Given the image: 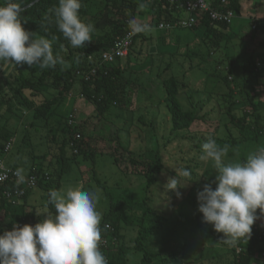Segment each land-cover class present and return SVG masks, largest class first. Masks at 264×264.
<instances>
[{
	"label": "rangeland",
	"instance_id": "rangeland-1",
	"mask_svg": "<svg viewBox=\"0 0 264 264\" xmlns=\"http://www.w3.org/2000/svg\"><path fill=\"white\" fill-rule=\"evenodd\" d=\"M105 5H107L106 0H95L86 13L79 16L82 22L93 25L91 42L94 40V35L109 32L100 15ZM160 9L157 3L147 1L136 10L133 22L146 28L150 25V28L144 31L147 40H138L133 53L130 52L127 57L130 60L123 59L119 64L122 77L127 80L124 108H112L104 116L98 115L93 101L88 100L81 93L79 79L76 80L71 93L59 104L50 122L51 125H55L51 130L39 129L37 133L29 126L32 113L23 107H20L21 111L14 108L8 112L5 111V106H1L0 125L3 127L6 125L15 138L11 151L7 154L3 153L1 159L7 166L12 167L15 164L19 168L21 166L22 172H25L27 169L24 168L23 157L29 152H36L39 157L35 163L43 165L45 171L61 170L64 166L65 172L60 182V189L57 191L66 194L69 188L79 187L94 192L98 197L96 210L101 214V221L111 201L128 202L135 224L133 226L121 224L119 240L116 242L128 248L127 264H142L143 253L135 250V240L140 230L136 223L142 219L143 201L146 197L151 212L143 224L150 228L154 225L157 228L146 240L147 248L158 253L154 264H234L230 247L221 244L207 227L204 228L203 214L198 210L197 193L203 191L205 184H210L212 188L217 187L214 183L216 170L213 161H202L201 155H197L198 152L194 149L202 146L196 141L198 137L202 139L216 134L218 137L216 143L219 146V141L226 140L229 133L240 136L238 129L233 125L228 124L225 127L228 118L222 113L226 105L220 93L214 95L205 93L207 90L217 92L221 88L220 85L225 88V85L219 84L218 77L209 74L218 71L217 67L220 66L218 61L224 62L223 64L227 62L226 57L233 53L230 46L232 44L237 46V39L225 38V44L230 41L232 44L229 43L225 47L222 43L217 46L219 48L213 47V54H210L207 45L203 42L201 28H174L161 31L157 27V15ZM115 11L117 12L115 19L122 20L120 8H116ZM123 14L124 17L127 16ZM237 26L238 20L230 30L236 34H244ZM252 27L246 22L245 32L250 31ZM252 35H256L259 39L262 37V32ZM40 37L42 36L35 35L33 38ZM52 49L54 55L62 54L64 57L68 55L67 51H54L53 43ZM240 53V48L237 46L235 54L239 59H241ZM8 67V64L0 66V83L3 90H9L13 95L8 82H13V77L12 74L8 77ZM33 67L43 70L39 64L31 67L26 64L23 67L18 66L27 78L36 80L31 72ZM167 67L169 69L165 70ZM219 74L224 77L228 72L223 69ZM171 76L184 84L179 94L182 108L198 109L202 116L207 115L206 121L197 122L188 131H172L170 113L165 101L166 92L162 85L163 80ZM55 94L56 92L51 88L45 89L39 98H34L26 92L35 105L41 104L46 99H52ZM72 112L75 114L74 127L81 132L79 140L95 155V169L101 185L93 178L94 165L91 159L84 160L82 156H78L76 161L71 160L75 154L71 146L72 142L69 141V134L58 129L59 123L64 121L63 118H67ZM237 113L240 118L250 112L238 110ZM20 115L23 118H20ZM218 128V133L214 132ZM250 137L251 134H245V140H240L238 148L232 149L233 151L229 149L232 154L235 153V157L225 156L223 162L225 164L245 162L251 152L260 148L259 145L264 146V139L254 142L250 141ZM64 141L70 146L65 148V157L70 158L68 165L60 159L59 148ZM158 158L162 160L164 170L157 175V184L146 192V177L138 171L143 170L149 161ZM192 159L197 160L199 165L194 177L195 184L177 177L182 184H187L175 191L166 190L168 178H175L171 176L173 170L181 168L182 163L188 164L186 162L188 160L189 165L193 164ZM51 180H55V177ZM50 190L54 189L34 188L28 199L29 210L38 213L47 208L50 212V205L47 203ZM193 198L196 201H193ZM50 213L55 215V212ZM42 220L43 217L38 216L36 223ZM258 224L259 221L253 224L252 232L257 229ZM186 242L188 243L186 253L177 259L173 257L172 254H178ZM255 264H259L257 260Z\"/></svg>",
	"mask_w": 264,
	"mask_h": 264
},
{
	"label": "trees",
	"instance_id": "trees-1",
	"mask_svg": "<svg viewBox=\"0 0 264 264\" xmlns=\"http://www.w3.org/2000/svg\"><path fill=\"white\" fill-rule=\"evenodd\" d=\"M94 1L95 0H79L82 7L79 10L78 15H84L87 9H89L93 5ZM147 1H153L154 3H157L161 8L157 15L158 24L161 22L173 23L180 18L185 19L188 17L184 10H182V6L191 0H106L107 5H105V8L100 11V15L102 20L106 23L109 32L102 35H94V40L91 43L79 48H73L71 46L70 41L66 39L63 36L62 32L58 29L55 14L53 12H49V9H53L58 6L59 0L1 1L0 6H6L9 2L21 4V6L25 9L20 17L23 27L27 31L33 32L34 37L35 35H40L52 41L54 51H67L68 55L66 57H64L62 54L60 56L63 57V59L69 64V66L65 68L62 65L57 64L54 68H47L43 70H38L37 68L33 67L31 69V72H33L32 76H34L36 80H31L27 78L21 72L22 70L19 69L18 66L14 63H5L4 61L0 62V66H2L3 64H8V77H10L11 74L13 77V82L8 81L11 85V90H13V95L9 92V90H3V86L0 83V107L5 106V111L8 112L12 111L14 108L21 111L20 107H23L30 113H32V121L29 126H31L35 130V132L38 133L39 129L51 130L55 125H51L50 122L53 116L56 114V110L59 107V104H61L63 99L71 93L76 80L79 79L81 83V93L88 100L93 101L98 115L104 116L112 108H124L125 98L127 96V80L122 77V70L119 67V64L122 63L123 59H118L113 63H106L102 60V56L104 53L114 47V44L118 37H122V35H124L129 30L128 22L136 24L133 22L136 10L141 6V4H143V2ZM220 1L221 0H213L214 7L222 10H232L236 14L240 11L239 0H227L228 8L220 6ZM31 4L32 6L29 7V5ZM118 7L121 10L123 21L121 20V18L115 19L117 15L115 9ZM123 13L127 14V16L124 17ZM46 16L50 17V20H46ZM196 18L197 23L192 27V29H198L200 27L205 28L202 34V39L203 42L207 45L209 53H211L213 47H217L225 42V32L233 23L231 25H227L223 23L213 22L210 18V15H204L202 13H198L196 15ZM42 22L44 24V27H41ZM148 28H150V25H148L147 28L145 27V30H148ZM262 28L264 30V27ZM144 31L134 37L130 52L133 53V49L136 46L138 40H147L148 37H146ZM224 46L227 45L224 43ZM130 52L129 54H131ZM127 57L124 59L130 60V58ZM117 62L118 64H116ZM242 67L244 71L242 86L247 87L256 84L258 82V73L256 72L258 66L256 65V62L251 59L250 61L245 62ZM92 69H95L96 73L91 72ZM168 69L169 67L165 68V70ZM230 71L231 70L228 68V74L224 77L219 74L220 70L214 71L212 76L218 77L221 82H219V84L225 85V88L220 85L222 97L224 98L222 99V101L224 105H226L225 108L222 109V113L223 115H227L228 118V123L225 125V127H227L228 124L233 125L234 128L238 129L240 135L234 136L232 133H229L226 140H218L220 142L219 146L223 147L224 145H228L229 149L234 150L238 148L240 140H245V134H250L253 132L254 141H258L260 137L264 135V124L261 123L263 119L262 115H257L255 113L256 108L254 109V112H252L251 116L244 115L240 118H237L232 114L234 102L230 99H232L233 92L236 91L237 84H235V80L230 79ZM162 85L166 92L165 101L167 109L170 113L172 131H188L197 122L206 121L207 115L202 116L200 114V110H184L182 108L179 100V94L181 93L184 84L181 83L177 78L173 76L166 78L163 80ZM49 88L53 89L56 94L52 99H46L41 104L35 105L33 101L30 100L26 95L27 92L31 94L32 97L39 98L40 96H42L44 90ZM207 104L208 102L206 101V105ZM70 114H73V112ZM20 118L23 117L20 115ZM68 118L69 116L67 118H63V123H59V127H57L59 130L67 132L69 134V141L74 144L73 148L78 150V152L75 153L72 149L75 155H73L71 160L76 161L78 156H82L84 160L91 159L94 165L93 178L94 180H96L97 184L101 185L95 169V155L94 153L88 151L87 147L82 144L81 140L77 139V136L81 135V132L78 131L79 129H76L74 125H69ZM62 125L63 127H61ZM218 130L219 128L214 132L218 133ZM216 136L217 135L215 134L202 139L198 137L196 138V141L199 143L198 145H203L205 142H207L208 139H213L216 141L218 139V137ZM189 139L193 140L194 138ZM12 140H14L15 142V138L10 133L6 125H4V127L3 125H0V162L2 160V154L6 153L5 147L7 143ZM67 147L70 146L66 141H64L62 146H60L59 148L61 152L60 159L64 163H66V165H68V160L70 159L65 157V148ZM231 150L228 151L226 157H235V153L232 154L233 150ZM194 151L198 152L197 155H202V146L200 148L194 149ZM25 157H23L22 160L24 162V168L27 170H25V172L23 173H26L28 176L30 174L37 175V187L43 189L53 188L54 190L60 189V182L62 180L63 172H65L64 166L61 170L45 171L43 165H36L35 163L37 158L39 157L38 155H36V152H29ZM186 162H188V164L183 165L182 163L181 168L190 171L191 178L181 179L190 181V183H194L195 173L199 168L198 161L192 159L193 164L190 163V165L189 160ZM12 167L16 168L17 170L21 169V166L19 168V166L16 164ZM163 170L164 164L162 163V160L158 158L155 161H149L145 165V168L143 170L138 171L146 177V192H149L150 189L157 184V175H160ZM45 174L49 175L50 180H46L44 178ZM171 176L176 177V172L174 170L173 173H171ZM52 177H55V180H51ZM215 189L216 187L212 188V190ZM33 190L34 189L29 190L21 199V201L17 202V204H12L10 201L1 197L0 191V211L4 210V213L6 215H10V220L7 223L8 231H11L13 225H16L23 218H31L35 222L37 221L38 216L36 215V211L28 209V199L31 196ZM192 200L196 201L195 198H193ZM147 202L148 197L144 198L143 201L144 211L142 219L141 221H138L136 223L137 226L140 227V230L135 240V250L143 253L142 264H154L153 262L155 258L158 257V253L150 251L147 248L146 240L154 234V231L157 228H155L156 226L154 225L150 228L143 224L144 220L151 212L148 209ZM50 212H55V208L53 205H50ZM256 215L258 217V210L256 212ZM258 221L259 220L257 219L256 222ZM121 224H124L126 226H133L135 224L134 217L131 213V206L128 202L125 201H111L109 209L104 213L100 224L101 241L103 239H107L110 243V246L107 249L100 248L102 254L107 259V264H127L128 262V248L125 245H118L116 243L119 240L118 237ZM105 225H110L113 230L106 229ZM206 227L209 229L210 233L217 237L219 242L223 244L220 240L223 234L215 232L213 226L210 224H205L204 228ZM3 234L4 232H2L0 236H3ZM258 237L259 231L258 229H254L247 243L241 241L238 244L237 248L230 247L234 264H255L256 256H260L264 249V246L259 241ZM223 245L226 246L225 244ZM187 246L188 243H184L182 250L178 254L173 253L172 256L176 259L179 258L180 255L186 253ZM238 248L241 249L240 253L237 252Z\"/></svg>",
	"mask_w": 264,
	"mask_h": 264
},
{
	"label": "clouds",
	"instance_id": "clouds-1",
	"mask_svg": "<svg viewBox=\"0 0 264 264\" xmlns=\"http://www.w3.org/2000/svg\"><path fill=\"white\" fill-rule=\"evenodd\" d=\"M81 7L79 0H59L57 7L49 9L73 48L90 43L94 31L91 23L80 19ZM24 10L14 2L0 6V61L19 67L39 64L41 69L57 64L68 67L62 56H54L52 41L33 38L34 33L23 27L20 17ZM133 28L137 32L143 30L134 24ZM228 151V145L218 146L213 139L202 145L200 159L214 162L217 187L212 190L210 184H205L203 191L197 193V200L203 223L223 234V244L237 248L241 241L247 243L250 239L257 210L264 216V147L251 152L243 163L225 164L223 158ZM174 171L176 177L168 178L166 190L175 191L187 184L177 177L191 178L190 171L184 168ZM16 175L23 180L22 169ZM48 196L47 203L54 206L55 215L45 208L36 214L43 220L35 227L13 225L11 231H5L0 236V264H107L100 250L101 214L96 210V194L77 187L69 188L66 194L50 190Z\"/></svg>",
	"mask_w": 264,
	"mask_h": 264
},
{
	"label": "built area",
	"instance_id": "built-area-1",
	"mask_svg": "<svg viewBox=\"0 0 264 264\" xmlns=\"http://www.w3.org/2000/svg\"><path fill=\"white\" fill-rule=\"evenodd\" d=\"M220 6L228 8L227 0H221ZM182 10L188 15L187 18L173 22V23H165L161 22L158 24V28L163 31H169L174 28H192L197 23L196 15L198 13L208 14L213 22L223 23L227 25H231L236 18V13L232 10H222L214 7L213 0H191L188 1L185 5L182 6ZM141 27L142 31H135L133 28V23L128 22V31L122 35V37H118L114 47L103 54L102 60L106 63H113L118 59H124L129 55L131 44L136 35L143 32L145 27L140 24H134ZM264 26V24H263ZM257 25L253 26L255 30ZM93 73H96L95 69H92ZM68 123L70 126L75 124V114L69 115ZM77 139H80V135L77 136ZM14 140L7 143L5 147V152L9 153L13 147ZM71 146H74L72 143ZM74 152L77 153L78 150L74 149ZM35 170V169H34ZM17 169L14 167L6 166L3 162H0V191L1 197L10 201L12 204H17V202L21 201V199L26 195L29 190H32L37 187L38 177L35 174H30L28 177H25L23 174V180H20L16 175ZM44 178L46 180H50L49 175L45 174ZM11 184V185H9ZM258 220L259 224L257 225V229H259V241L264 246V216L260 215V211L258 209ZM16 225L22 228L25 225H30L35 227L36 222L29 218H23ZM108 230H113L110 225H107ZM8 231L7 225L4 229H0V235L2 232ZM114 245V243H113ZM110 246V243L107 239H103L101 241L100 248L107 249ZM237 252L240 253L241 249L238 248ZM258 257V256H257ZM260 262L264 264V249L261 255L258 257Z\"/></svg>",
	"mask_w": 264,
	"mask_h": 264
},
{
	"label": "crops",
	"instance_id": "crops-1",
	"mask_svg": "<svg viewBox=\"0 0 264 264\" xmlns=\"http://www.w3.org/2000/svg\"><path fill=\"white\" fill-rule=\"evenodd\" d=\"M239 3H240V11L236 14V18L234 19L233 24L238 20L237 28L239 30L242 29L244 34L240 35L232 32L230 30L231 26L233 25L232 24L225 32L226 33L225 38L237 39V44H238L237 46L240 48V52H241L239 56H241V59L237 58L236 56L238 52L235 54V51L237 50V46H233L231 41L227 42V44L229 43L232 44L230 47H232L233 53H230L229 56H227L228 58H226L227 62L225 64H223L224 62L218 61V64L221 67L220 66L217 67V70H223V69L227 70L229 68L231 70L230 71L231 73L229 74L230 79L235 80V84H237L236 91L233 92L232 99H230L231 101L234 102L232 114L238 117L237 115L238 110L240 111L244 110L246 112H250L249 114L246 115L251 116L252 112H254V109L256 108L255 113L257 115L258 114L262 115L263 119L261 123L264 124V62H262L264 61V30L262 28L264 27L263 26L264 0H239ZM246 22H248V24L250 23V27L257 25L255 29L256 31L252 27L250 31L246 30L245 32ZM201 29L202 31L205 30V28L203 27ZM259 31L262 32L261 35L262 37L258 39V37L256 36L257 34L256 35H252V34ZM210 54H213L212 51ZM251 59H253L256 62V65L258 66V69L256 70V72L258 73V78H257L258 82L254 85L243 87L242 84H243L244 71L242 66L245 62H248ZM240 61L242 62L240 63ZM209 75H213V72L210 73ZM236 78H238V80H236ZM220 91L221 90H218L217 92L213 93L207 90L205 91V93L208 95H214L220 93V97L222 98V92ZM247 107L250 109L247 110L246 109ZM250 134H251L250 141H254L253 132ZM262 139H264V135L260 137L258 141H254V142H260ZM258 147L261 146L259 145ZM22 174L25 177H28L26 173L22 172ZM9 220H10V215H6L4 213V210L3 211L1 210L0 229H4L7 223L9 222ZM258 257L256 256V260L258 261L259 264H262Z\"/></svg>",
	"mask_w": 264,
	"mask_h": 264
},
{
	"label": "water",
	"instance_id": "water-1",
	"mask_svg": "<svg viewBox=\"0 0 264 264\" xmlns=\"http://www.w3.org/2000/svg\"><path fill=\"white\" fill-rule=\"evenodd\" d=\"M30 6H32V4H31V5H29V7H30Z\"/></svg>",
	"mask_w": 264,
	"mask_h": 264
}]
</instances>
